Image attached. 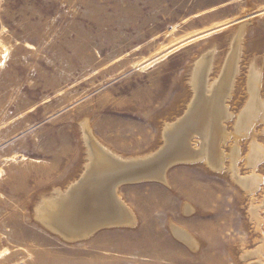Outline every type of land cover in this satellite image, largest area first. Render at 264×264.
<instances>
[{
	"label": "rangeland",
	"instance_id": "374dc122",
	"mask_svg": "<svg viewBox=\"0 0 264 264\" xmlns=\"http://www.w3.org/2000/svg\"><path fill=\"white\" fill-rule=\"evenodd\" d=\"M0 53V264L256 261L238 257L240 249L260 245L249 196L226 171L202 163L173 162L167 182L123 183L135 223L65 237L34 212L44 194L80 179L89 138L126 158L163 147L164 126L183 118L196 96L192 73L199 63L200 82L224 76L231 59V71L239 67L227 103L234 117L252 60L264 78V0H0ZM233 117L224 124L229 133ZM240 145L244 157L246 141ZM245 167L241 162L242 175ZM258 169L264 176V166ZM174 226L191 231L198 249Z\"/></svg>",
	"mask_w": 264,
	"mask_h": 264
},
{
	"label": "bare ground",
	"instance_id": "6f19581e",
	"mask_svg": "<svg viewBox=\"0 0 264 264\" xmlns=\"http://www.w3.org/2000/svg\"><path fill=\"white\" fill-rule=\"evenodd\" d=\"M238 49L240 50V48ZM235 52L237 51L235 50ZM234 54L236 55V53ZM256 60L249 63L244 80L246 98L234 117V112L227 103L236 85L235 78L231 79L230 77L234 71L235 75L240 74L239 67L231 71V66H235L231 59L228 63L225 62L226 73L224 76L219 77L220 75H218V78L216 76L212 81L206 79L207 76L204 82H200L199 79L202 80V77L204 79L205 76L198 74V68L200 69L199 66H201L199 63L193 69V84L191 83L196 96L187 105L189 109L184 112L187 114L183 118L179 120L175 118L176 122L174 123L167 121L166 125L164 123L165 128L161 127L164 129L162 134L165 145L160 147L157 152L126 158V156L116 154L115 150L112 152L113 149L111 151V148L99 145L89 138L91 144H89V151L85 149L88 152L86 155L88 157L82 176L80 175L79 180L71 181L67 187L54 188L52 194L46 195L42 192L44 195L42 197L40 195L41 200L35 207L36 219L47 225L49 229L67 235L65 237H71L68 235L69 231H76L83 236H88L98 226L105 223L117 225L135 223L134 211L126 205L121 197L120 187L123 183L142 181L143 179L145 181L148 177H152V180L154 178L167 182L165 180L166 173L174 164L173 162L202 163L211 171L219 173L226 171L228 178L237 185L240 191L249 196L247 214L250 223L254 225L253 229L256 233L254 240L257 242V239L260 238V245L257 244L258 246L253 250L240 249L242 253L241 257H238L243 260L256 258L254 263L246 264H264V186L259 189V186L264 184V176L257 174L258 168L264 166V143H260V139H257L259 136H264V78L263 67ZM209 69L210 67L205 72L208 73ZM232 117V131L229 133L226 131L227 125L225 129L224 124ZM231 138L227 152L222 149V143ZM191 140L194 141L195 146L191 151H186L187 142ZM242 141H246L247 144V153L244 157L240 148ZM241 162L243 167L246 166L245 169H249L243 175L241 174ZM257 189L260 191L263 189V191L258 197H255ZM186 209L191 211L193 207L190 204H185V211ZM175 227H173L174 232L182 237L192 249L199 247V243L189 234L191 231L188 233L184 229Z\"/></svg>",
	"mask_w": 264,
	"mask_h": 264
}]
</instances>
